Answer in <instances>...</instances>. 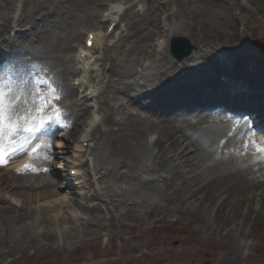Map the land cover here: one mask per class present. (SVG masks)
Listing matches in <instances>:
<instances>
[{"label": "rangeland", "instance_id": "374dc122", "mask_svg": "<svg viewBox=\"0 0 264 264\" xmlns=\"http://www.w3.org/2000/svg\"><path fill=\"white\" fill-rule=\"evenodd\" d=\"M6 1L2 2L0 7L9 10V13L6 10L3 12L10 16L9 35L19 34V27L15 28L12 24L20 14H28L37 5L55 8L56 5L61 7L68 3L65 0H53L54 4L51 0ZM164 1L159 0L160 3ZM105 2L107 7L120 6L125 11L130 9L132 4V0ZM151 2L152 0H146L143 5L133 9L142 12ZM169 2V11L176 13V17H167V13L160 12V24L167 32L154 33L148 40L150 45H141L140 50L137 48L138 50L134 49L128 53V48L135 44V37L130 30L128 39L114 50L119 36L126 31V20L121 18L118 34L103 38L96 48V57H91L90 63L94 69H88L87 73L80 75L77 80L73 79L74 75L68 76V81L78 89L76 100L85 101L88 107L77 125L83 137L76 140H73L75 136L71 137L73 139L66 138L69 129L62 124L66 117L60 108L68 105L70 100L59 96L60 84L51 83L50 74L47 75L43 71L33 70L29 74L26 83L36 81L38 84L29 90L31 94L20 107L17 116L12 117L9 125L13 130L22 128L26 137L15 146L0 148L5 158V163L0 165V243L1 239L10 241L22 234L39 236L49 232L54 237L51 241L43 240L42 247L39 244L25 245L26 248L22 252L15 251L0 256V264H264V202L259 199L260 190L255 191L252 198L251 193L240 195L238 198L244 199L237 204L234 197L229 198L223 213L217 210L224 195L218 202L207 203L203 212L193 213L194 207H190V200L179 205L161 202L156 196L149 195L142 202L132 192L135 189L133 181L131 183L118 178L111 180L107 174L102 175L105 169L95 166L99 157L109 158V150L102 145L97 147V140L90 136L94 128H100L101 131L107 128L104 119L106 109L100 106L103 99H108L113 105L116 117L130 112L153 124L154 128L146 136V140L151 141L157 137L161 138L158 129L170 127L173 122L189 119L196 121L203 113L206 117L210 116L209 120L201 125L205 127L215 123L220 126V132L215 136L218 137L215 146L217 150L213 155L196 154L187 163L182 155L170 163V166L177 165V171L181 174L188 175L186 178H195L193 180L196 182L198 175L202 174V169L212 167L220 161L214 156L221 152L227 140L232 142L234 133L237 132H230L229 126L235 125L243 129L242 138L246 143H249L250 136L259 137L258 130L264 128V92H261L264 91V6L255 4L250 6L248 12L237 14L239 23L237 22L236 29L240 36L234 38L229 29L218 22H207L200 29V22L197 17H192V12L186 5L182 4L180 9L176 7L175 0ZM104 6L99 14L106 17V12L102 10ZM182 19L186 20L187 27H181L180 34L171 35L173 31L179 30ZM193 19L195 24L191 26ZM122 29L125 30L121 33ZM97 30L101 32L102 28ZM86 31L87 29H83L79 38V47L83 44ZM200 35L207 37L206 40L210 38L211 41L207 44L201 43ZM197 45L211 49L209 56L214 54L220 62L216 59L208 64L210 72L195 71L194 68L192 73H185L188 68L191 69V64H198L195 58ZM106 47H109L108 53L116 57L115 65L132 69L133 75L125 77V82H131L133 79L139 84L151 82L159 70V52L170 58L164 66L173 64L171 68L182 69L183 77L171 82L163 93H155L157 88L152 92L153 96L146 93L136 100L137 104H129L126 99L117 98L116 93L105 91L108 90L106 82L111 66L104 56ZM185 49H189L188 54L180 58L174 52H182ZM70 53L75 57L78 55L73 49ZM152 53L155 55L152 56ZM85 62V59L75 60L70 65L78 69ZM147 66L149 67L145 69ZM187 75L189 77H186ZM99 76L103 79L97 85ZM231 76L240 77L241 81L237 80L236 83L234 80L229 85L228 78ZM116 77L112 76L113 79ZM81 80L84 84L80 86ZM88 85L91 88L86 90V94L92 89L93 96L82 100L84 89ZM35 92L46 99V105L42 99L38 104L31 98ZM165 93L169 95L165 96ZM163 96L170 99L169 101L166 98L164 110L154 109L159 105L156 102L162 100ZM145 99V103L140 105L143 107H140L139 102ZM192 100L199 104L196 105L199 106L198 110H182L183 102ZM243 105L246 109L240 110L236 117L242 118L241 123L233 118L219 122L213 117L214 114L221 116L226 111L242 109ZM209 109L212 112L207 111ZM37 113H41V118L38 119ZM35 120L38 122L31 125V121ZM90 122L93 123L91 127L88 126ZM49 125L54 127L52 131L47 134L41 132ZM156 126L159 128H155ZM82 138L85 139L81 141ZM185 141L183 140V144ZM164 144L169 142L164 141ZM256 144L257 141L248 148V155L251 151L262 148ZM28 150L31 152L27 157L21 156ZM226 152L232 153L235 158L232 162L222 165L224 168L231 166V163H244L242 160L245 156H241L237 149L229 148ZM255 157L254 152L251 158ZM119 169H122V166H119ZM159 174L167 175L162 171L155 174V177ZM146 176L145 173L141 175L143 178ZM173 182L169 193L178 184ZM9 183L17 185L14 193L4 192ZM33 186L37 189H31ZM38 193H42V198L35 200V194ZM44 193L52 194L44 198ZM95 193L99 198L93 197ZM25 195L32 197L26 200ZM85 205H98L99 209L90 215L82 209ZM155 205L164 208L161 212H156L154 208L151 209ZM126 207L132 208L131 217L125 216ZM173 208H179L181 211L177 213ZM150 209L152 212H149ZM16 216L22 217L21 220L16 222ZM58 218L62 220L57 221ZM96 218L100 219L97 227L87 225L90 220L94 223Z\"/></svg>", "mask_w": 264, "mask_h": 264}, {"label": "bare ground", "instance_id": "6f19581e", "mask_svg": "<svg viewBox=\"0 0 264 264\" xmlns=\"http://www.w3.org/2000/svg\"><path fill=\"white\" fill-rule=\"evenodd\" d=\"M65 1L68 3L61 5V7H57L58 5H56L55 8H47L46 6L37 5L32 8L28 14H20L12 24L15 28L19 27L17 32L19 34L13 35H9L8 33V22H11L10 16L9 14L3 13L4 10L8 8L0 7V94L3 96V123L0 125V129H2L0 130V148L2 149L15 146L26 137V132L22 130V128L13 130L9 128V125L12 121V117L17 116L20 107L24 105L25 100H27V97L31 94L29 90L33 89L32 87L38 84L36 81L26 83L29 79V74H31L33 70L43 71V73L47 75L50 74L51 83L55 85L60 84L58 89L59 96L70 100L68 105H63L60 108L66 117L62 124L69 129L66 138L69 139L75 136L74 139H71L76 140L79 137H83L77 125L81 122L80 119L83 117L88 107L85 101L80 102L76 100L75 97L78 89L68 81V76L74 75L73 79L77 80L80 75L87 73L88 69H94L91 66L90 59L93 56L96 57V55H94L96 48L103 38L118 34L120 28V26H118L119 19L123 18L126 20V31L124 32L125 29L121 30V33H124L119 36L117 44H114V50H117L122 43L128 39L130 36L129 31L132 30V34L135 37L133 40L135 44H132L128 48L129 53L134 49L138 50L137 48L140 50L142 47L141 45H150L151 43L148 40L154 33L162 34L163 32H167L160 24V12L167 13V17H176V13L169 11V0H165L163 3H160L159 0H152L151 4L147 5L142 12L134 10L133 7L142 5L146 0L138 2L132 0V4L130 5L131 8L126 9V11L122 10L120 6L113 8L107 7L105 5L106 0ZM2 2L7 1L0 0V6ZM9 2L11 3L12 1ZM51 2L54 4L53 0H51ZM182 4L190 9L193 18L197 17L198 22H200V29L203 28L204 24L207 22H218L225 25L235 38L240 36L236 29L237 22L239 23L237 14L242 11L248 12L250 6L255 4L264 6V0H175L177 8L181 9L183 7ZM49 6H51V4H49ZM103 6L104 8L102 10L107 11L106 17L99 14ZM6 12L9 13V10H6ZM185 16L184 14V17ZM112 23H115V26L108 34L107 28ZM194 24L195 21L193 19L191 26ZM183 26L185 28L187 27L185 19L180 21L179 30L173 31L171 35L180 34V29ZM20 27H24L25 29L21 30ZM98 28H102V31L96 32ZM83 29H87V31L85 32L83 45L79 48L78 42L83 33ZM89 32H95V37L93 38L92 45L87 47L85 46V42ZM206 38L207 37L200 35V42L207 44V42L211 41L210 38L209 40H206ZM156 46H158V44ZM196 47L197 55L195 54V58L198 64H191V69L188 68V70L184 72L192 73L194 68L195 71L210 72L208 64L217 58L214 57V54L209 56L211 49L208 47H204L203 45H197ZM72 49L78 52L76 57L70 53ZM108 51L109 47H106L104 56L110 61L111 66L106 82L108 90L105 91L116 93L117 98H124L129 104L136 103V100L146 95V93L153 96L152 92H155L154 89L157 88L158 91L155 93L161 94L171 82H174L177 78L183 77L182 69H178L177 67L171 68L173 64L164 66L167 61H170V58L166 54L159 52V61H161L158 65L159 70L157 76H154L151 82L139 84L137 80L134 79L131 82H125V77L133 75L132 69L129 67L125 68L124 65H115L114 59L116 57L108 53ZM83 52L84 54H82ZM151 55L154 56L155 54L152 53ZM79 57L81 58L79 59ZM81 59L87 61L83 63L81 68L76 69L75 66L70 65L74 63L75 60ZM218 62L220 61L218 60ZM148 67L149 66L145 67V69ZM113 75L117 76L116 79L112 78ZM141 76H143V74ZM164 77L168 79H164ZM186 77H189V75ZM102 79L103 78L99 76L96 84L98 85L102 82ZM234 80H236L237 83V80L241 81V78L231 76L228 78V84L231 85ZM82 84H84L83 80L80 81V86ZM89 88H91V86L88 85V87L84 89L85 94L82 100H86V98L93 96L92 89H90L89 94H86V90ZM167 95L169 94L165 93V96ZM165 96H163L164 98L162 100L156 102V104L159 105L154 107V109L158 108V110H164L166 98L169 99V97ZM239 97H243V95H239ZM31 98L38 104H40V99L43 100V104L46 105L47 103L46 99L44 100V97L39 94L37 95L36 92ZM144 101H146V99L139 102L140 104L138 105H143L145 103ZM238 102L239 101H237V105ZM196 105L199 104L192 100L183 102L181 107L184 111H195L199 108V106ZM260 105H262V103H260ZM100 106H104L106 109L104 119L107 123V128L103 131H101L100 128H94L90 136L92 139L97 140V147L98 145H102V147L105 146L106 149L109 150V158L99 157L100 160H96L95 166L105 169L102 175L107 174L111 180L121 179L131 183L133 181L135 189L132 192L142 202H144L146 200L145 197L149 195L156 196L161 202L176 203L179 205L190 200V207H194L193 213H198L204 211L207 203L211 204L215 201L218 202L224 195L219 203V209L217 210V212L223 213L224 205L227 204L229 198L234 197L235 204H237L244 199L238 198L240 195L251 193L252 196L250 198H252L255 191L258 190H260L258 193L259 199L262 203L264 202V153L254 150L250 152V155L247 154L248 148L254 145L256 141L257 144H259L261 138L264 137V128L258 130L259 137L250 136L248 138L249 143H246L242 138L244 135L243 129L235 125L229 126L230 132H237L236 134L234 133L232 142L227 140L221 152L214 156L217 161L220 160L219 162L212 165V167L202 169V174H196L198 175L196 182L193 180L195 178H186L188 175L181 174L177 171V165L170 166V163L182 155L186 163L196 154L211 153L213 155L217 150L215 146L218 137L216 138L215 136L217 132H220V126L215 123H210L205 127L201 125L204 121H208L210 116L206 117L205 113H203L196 121L189 119L176 123L173 122L170 127L166 126L163 129L157 130L161 134L163 140L157 137L151 141L148 139L146 140V136L151 129L154 128L153 124L148 123L140 116L130 112L122 113V115L116 117L114 107L109 103L108 99L101 100ZM245 109L246 107L244 106L242 109L226 111L221 114V116L214 114L213 117L217 118L219 122L235 119L241 123L243 121L242 118L236 117L239 115L240 110L243 111ZM207 111L212 112L211 109ZM40 114L41 113H37L38 119L41 118ZM67 117H69L68 120ZM168 119L171 120L170 117H168ZM37 122L38 120L31 121L30 124L34 125ZM92 124L93 123L90 122L88 126L91 127ZM53 128L49 125L48 128L41 132L47 134L49 131H52ZM155 128L159 127L156 126ZM238 136L241 137L237 138ZM84 139L85 138H82L81 141ZM183 140H186L184 144ZM164 141H168L169 144L165 145ZM229 148H235L241 156H245V159L242 160L244 162L243 164L231 163V166L227 168L223 167L225 163L229 161L232 162V159L235 158V155L226 152ZM29 152L30 150L21 156L27 157L30 154ZM254 152L261 157L259 158L256 155V158H251ZM222 160L224 161L220 163ZM147 161H149V164H147ZM119 166H122V169L118 170ZM77 169H79V167H77ZM107 169L108 171L106 172ZM162 171H164L165 174L167 173V175L160 176L161 174H159L155 177V174ZM142 173L147 174V176L145 178L141 177ZM160 177L161 179H159ZM173 181H176L178 184L173 191L169 193V188ZM6 188L4 192L14 193L17 185L9 183L6 185ZM31 189L36 190L37 187L33 186ZM51 194L52 193H44V198H48ZM31 197V195H25L26 200ZM93 197L99 198L97 193H95ZM34 198L35 200L41 199L42 193L35 194ZM135 202H137V200ZM110 203L112 202L110 201ZM105 204H107V202ZM126 208L127 209L124 210L126 212L125 216L131 217L130 211H132V208ZM153 208L156 212H158V210L161 212L164 206L155 205L151 209ZM82 209L85 213L92 215L94 212L98 211L99 206L85 205ZM151 209L149 212H152ZM173 209H175L177 213L181 211L179 208ZM14 218L15 221L18 222L22 217L16 216ZM110 219L111 217H109V220ZM59 220H62V218L57 219V221ZM99 224V218H96L94 223H92V220L87 222V225H93L95 227ZM53 237L54 235L52 233L44 232L39 234V236L22 234L18 238L11 239L10 241L1 239L0 256L12 254L15 251L22 252L26 248L25 245L32 246L39 244L41 246L43 240L51 241Z\"/></svg>", "mask_w": 264, "mask_h": 264}, {"label": "snow or ice", "instance_id": "6c2138e0", "mask_svg": "<svg viewBox=\"0 0 264 264\" xmlns=\"http://www.w3.org/2000/svg\"><path fill=\"white\" fill-rule=\"evenodd\" d=\"M89 43H91V41H89ZM2 106H3V96L2 94H0V125H2L3 123V115H2ZM41 127L43 126V124L40 125ZM2 130V129H0ZM32 129H29V131H31ZM33 151H35V149H33ZM3 163H5V158H4V154L2 152V150H0V165H2Z\"/></svg>", "mask_w": 264, "mask_h": 264}, {"label": "water", "instance_id": "95a60500", "mask_svg": "<svg viewBox=\"0 0 264 264\" xmlns=\"http://www.w3.org/2000/svg\"><path fill=\"white\" fill-rule=\"evenodd\" d=\"M188 52H189V49H187V50L185 49V50L182 51V52H178V53H177V56L180 58L181 56L188 54Z\"/></svg>", "mask_w": 264, "mask_h": 264}]
</instances>
